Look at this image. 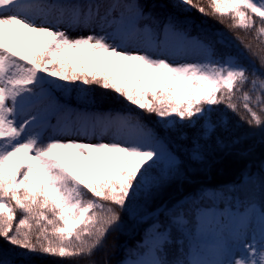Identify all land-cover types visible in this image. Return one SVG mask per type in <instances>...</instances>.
<instances>
[{"label":"snow or ice","instance_id":"6c2138e0","mask_svg":"<svg viewBox=\"0 0 264 264\" xmlns=\"http://www.w3.org/2000/svg\"><path fill=\"white\" fill-rule=\"evenodd\" d=\"M173 6L230 21L257 44L189 37L171 17L158 30L142 0H0V238L8 244L99 264L93 257L121 226L120 212L140 210L152 224L126 264H264V180L259 202L146 211L179 175L173 133L179 139L220 105L237 115L242 106L241 120L264 129V0ZM220 44L236 51L217 55ZM95 89L127 107L77 111L63 102L76 92L98 103ZM145 114L156 117L152 126ZM216 127L209 121L203 134ZM202 151L196 142L191 158ZM0 264L15 262L0 253Z\"/></svg>","mask_w":264,"mask_h":264},{"label":"trees","instance_id":"16d2710c","mask_svg":"<svg viewBox=\"0 0 264 264\" xmlns=\"http://www.w3.org/2000/svg\"><path fill=\"white\" fill-rule=\"evenodd\" d=\"M159 17V22L154 25L158 30L163 27L171 17L176 27L189 35L204 39L223 35L231 45L238 42L235 37L243 38L245 43L257 42L253 33H245L240 29L229 30L216 19L192 10L184 12L180 7H174V0H142ZM203 2V0H194ZM217 55L235 52V47L216 45ZM264 48V45L260 46ZM242 50V46H241ZM245 65L251 68L248 60ZM258 66V65H257ZM246 89L250 85L245 86ZM98 103H88L80 94L71 92L63 97V102L74 105L78 109L92 111H105L109 109L127 107L123 102H117L109 96H101V90L95 89ZM219 110L208 118L207 121H198L192 127L180 129L182 136L178 139L173 133L171 148L175 151L181 162L179 175L170 180L161 190L159 195L147 206V212H154L158 207L171 206L176 202L188 204L190 207L201 206H229L246 202L249 198L260 200V184L264 180V129L255 128L241 120L247 116L242 106L240 114L231 112L218 106ZM135 111V109H133ZM259 111V109H257ZM144 120L152 126L156 117L144 115ZM214 122L217 127L212 134L204 135L208 122ZM198 142L202 146V158L192 159L191 149ZM121 226L110 231L105 241V247L95 254L93 259L99 264H120L123 259L133 256L142 249L141 242L147 238V233L152 224V218L138 210L132 215L121 211ZM143 216V219L141 218ZM21 213L17 212V220ZM0 253L15 264H81L79 260H64L39 253H27L20 248L8 244L0 238ZM178 254L177 247L169 249L170 258Z\"/></svg>","mask_w":264,"mask_h":264},{"label":"rangeland","instance_id":"374dc122","mask_svg":"<svg viewBox=\"0 0 264 264\" xmlns=\"http://www.w3.org/2000/svg\"><path fill=\"white\" fill-rule=\"evenodd\" d=\"M181 31V30H180ZM78 34H86V33H73V35H78ZM187 34V33H186ZM188 35V34H187ZM188 36H192V35H188ZM194 37H196V36H193V38ZM9 46H11V47H15V45H9ZM190 59H192V58H194V57H189ZM176 59H180L179 57H177ZM69 107H71V108H73V109H75V110H77V111H92V110H87V109H78L76 106H74V105H69ZM52 123L54 124L55 123V120L53 119V121H52ZM236 206L237 207H239V204H238V202H236ZM215 208H217V209H223V208H226V207H228V206H218V205H216V206H214ZM150 229V228H149ZM145 240L146 239H144L142 242H141V244L142 245H144V243H145ZM138 251H136L135 253H137ZM136 258V256H135V254L133 255V256H128L127 258H125L124 260H122L121 261V263L120 264H126V262L129 260V259H135Z\"/></svg>","mask_w":264,"mask_h":264},{"label":"bare ground","instance_id":"6f19581e","mask_svg":"<svg viewBox=\"0 0 264 264\" xmlns=\"http://www.w3.org/2000/svg\"><path fill=\"white\" fill-rule=\"evenodd\" d=\"M189 37H193V36H189Z\"/></svg>","mask_w":264,"mask_h":264}]
</instances>
